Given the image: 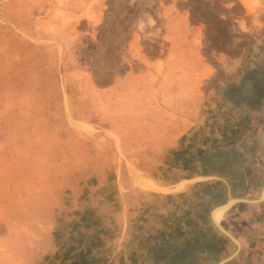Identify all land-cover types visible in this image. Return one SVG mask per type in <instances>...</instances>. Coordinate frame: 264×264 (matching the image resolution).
Listing matches in <instances>:
<instances>
[{"label":"rangeland","instance_id":"rangeland-1","mask_svg":"<svg viewBox=\"0 0 264 264\" xmlns=\"http://www.w3.org/2000/svg\"><path fill=\"white\" fill-rule=\"evenodd\" d=\"M263 117L264 0H0V264H104L185 200L260 195L219 221L264 264Z\"/></svg>","mask_w":264,"mask_h":264},{"label":"crops","instance_id":"crops-1","mask_svg":"<svg viewBox=\"0 0 264 264\" xmlns=\"http://www.w3.org/2000/svg\"><path fill=\"white\" fill-rule=\"evenodd\" d=\"M262 110H259V113H262ZM251 123L255 133L252 138L264 139V121L262 120L260 123L259 120L255 119ZM197 151L200 153V148ZM187 155L189 157L191 154L188 152ZM197 158L201 159L202 156L199 155ZM202 166L203 164L196 168L197 172H190L189 169H185V184L201 183V185H204V180L206 181L207 178L214 176V169L206 167V170H204ZM208 181H210L208 182L209 185L216 183L213 180ZM259 198L251 200H259ZM206 199L205 197H198L193 200V203H190L192 200H185V211L175 218V222L173 221L174 217H171L173 220H165L164 223L161 222L155 227L151 226L133 232H129L125 227L121 231V237L131 234L132 241L123 244L119 242L117 254L111 253L104 264H109L113 257H115L113 259L114 263L116 262L115 264H245L243 263L244 260H239V257L242 258L248 250V239L242 237L246 235V231L238 233L242 234L241 237L234 236L239 245L237 246L235 243V251L227 258L225 253L230 247L229 242L226 240L227 235L225 236L207 220L206 210L208 206H211L210 210L216 209L232 200L235 201V197L229 198L228 202V199L222 200L221 196H212L209 197V200ZM244 202L249 203V201H238L225 209H230L226 212L227 215L225 214L226 222L231 219H248L249 216L251 217L253 211L250 206H242ZM212 221L214 222L213 219ZM225 258L227 260H223Z\"/></svg>","mask_w":264,"mask_h":264},{"label":"water","instance_id":"water-1","mask_svg":"<svg viewBox=\"0 0 264 264\" xmlns=\"http://www.w3.org/2000/svg\"><path fill=\"white\" fill-rule=\"evenodd\" d=\"M264 186V185H263ZM229 201V199L227 200V202ZM238 201H249V202H254V201H256V200H251V199H244V198H235V201L234 202H238ZM213 210V209H212ZM212 210H211V212H210V215L212 214ZM216 226H217V228L222 232V233H224L225 235H227L231 240H233V242H235L236 243V239H235V237L233 236V235H231L226 229H224L221 225H219V224H216V223H214ZM236 245L238 246L239 244L238 243H236ZM223 262V261H222Z\"/></svg>","mask_w":264,"mask_h":264},{"label":"bare ground","instance_id":"bare-ground-1","mask_svg":"<svg viewBox=\"0 0 264 264\" xmlns=\"http://www.w3.org/2000/svg\"><path fill=\"white\" fill-rule=\"evenodd\" d=\"M233 202V201H232ZM232 202H228L227 204H225V205H223V206H220V207H218V208H216V209H213L214 211H213V215L211 214V217L213 216V220H214V222L216 223V224H219V217H220V215H221V213L228 207V206H230L231 204H232ZM220 225V224H219ZM236 243H238L237 242V240H236Z\"/></svg>","mask_w":264,"mask_h":264}]
</instances>
